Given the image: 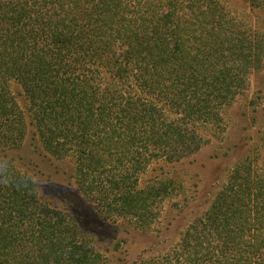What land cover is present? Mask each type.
I'll list each match as a JSON object with an SVG mask.
<instances>
[{
  "label": "trees",
  "instance_id": "16d2710c",
  "mask_svg": "<svg viewBox=\"0 0 264 264\" xmlns=\"http://www.w3.org/2000/svg\"><path fill=\"white\" fill-rule=\"evenodd\" d=\"M263 66L264 35L218 0H0V264H105L15 166L27 138L40 157L71 160L100 219L147 232L173 190L163 174L143 176L197 153L199 126L218 127ZM254 161L230 172L169 251L134 264H264V165Z\"/></svg>",
  "mask_w": 264,
  "mask_h": 264
},
{
  "label": "rangeland",
  "instance_id": "374dc122",
  "mask_svg": "<svg viewBox=\"0 0 264 264\" xmlns=\"http://www.w3.org/2000/svg\"><path fill=\"white\" fill-rule=\"evenodd\" d=\"M218 1L237 24L264 35V10L252 8L246 0ZM10 89L25 108L21 89L15 83ZM221 119L218 127L199 126L204 144L197 153L178 162L153 163L143 176L145 181L163 174L171 180L173 190L162 204L158 221L147 232L123 221L100 219L76 191L70 178L71 160L40 157L28 148L29 138L22 150L13 153L19 159L14 164L28 170L36 180L43 204L77 222L85 240L105 264H134L141 256L154 258L177 244L186 226L204 215L236 166L255 159V164L263 167L264 66L260 73L249 76L246 90L222 110Z\"/></svg>",
  "mask_w": 264,
  "mask_h": 264
}]
</instances>
